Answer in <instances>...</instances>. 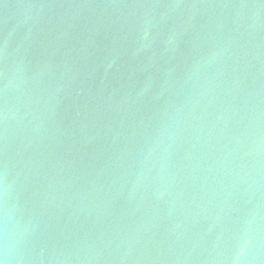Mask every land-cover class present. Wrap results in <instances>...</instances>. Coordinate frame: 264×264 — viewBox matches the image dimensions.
I'll use <instances>...</instances> for the list:
<instances>
[{
    "label": "water",
    "instance_id": "water-1",
    "mask_svg": "<svg viewBox=\"0 0 264 264\" xmlns=\"http://www.w3.org/2000/svg\"><path fill=\"white\" fill-rule=\"evenodd\" d=\"M5 212L7 264H264V0H0Z\"/></svg>",
    "mask_w": 264,
    "mask_h": 264
},
{
    "label": "clouds",
    "instance_id": "clouds-1",
    "mask_svg": "<svg viewBox=\"0 0 264 264\" xmlns=\"http://www.w3.org/2000/svg\"><path fill=\"white\" fill-rule=\"evenodd\" d=\"M11 245L9 242V237L7 235V213L5 212V229L2 241H0V255L3 258H0V264H7V262L12 258L11 256Z\"/></svg>",
    "mask_w": 264,
    "mask_h": 264
}]
</instances>
